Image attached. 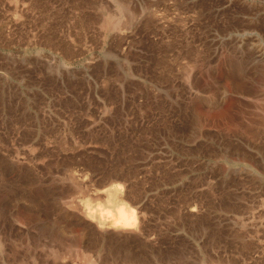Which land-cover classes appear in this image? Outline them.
I'll list each match as a JSON object with an SVG mask.
<instances>
[{
    "label": "rangeland",
    "instance_id": "1",
    "mask_svg": "<svg viewBox=\"0 0 264 264\" xmlns=\"http://www.w3.org/2000/svg\"><path fill=\"white\" fill-rule=\"evenodd\" d=\"M0 264H264V0H0Z\"/></svg>",
    "mask_w": 264,
    "mask_h": 264
},
{
    "label": "bare ground",
    "instance_id": "2",
    "mask_svg": "<svg viewBox=\"0 0 264 264\" xmlns=\"http://www.w3.org/2000/svg\"><path fill=\"white\" fill-rule=\"evenodd\" d=\"M106 193L107 203L102 204L104 207L100 208V206H98V208H93L92 205L91 207L90 204L86 203L89 207L85 206V208L87 207L84 209V212H86L85 215H87L85 217L93 220V222L98 224V227L103 229H137L142 221L139 217L140 212L137 210L138 207L131 206V203L129 204L124 201L125 196L123 197L124 192L122 193L121 186L117 184L113 189H109Z\"/></svg>",
    "mask_w": 264,
    "mask_h": 264
}]
</instances>
